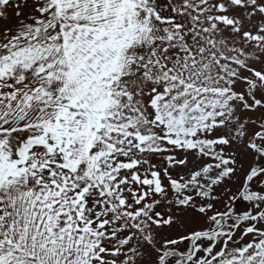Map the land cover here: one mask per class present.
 <instances>
[{
  "label": "snow or ice",
  "instance_id": "obj_1",
  "mask_svg": "<svg viewBox=\"0 0 264 264\" xmlns=\"http://www.w3.org/2000/svg\"><path fill=\"white\" fill-rule=\"evenodd\" d=\"M0 264H264V0H0Z\"/></svg>",
  "mask_w": 264,
  "mask_h": 264
},
{
  "label": "flooded vegetation",
  "instance_id": "obj_2",
  "mask_svg": "<svg viewBox=\"0 0 264 264\" xmlns=\"http://www.w3.org/2000/svg\"><path fill=\"white\" fill-rule=\"evenodd\" d=\"M239 201V204H237L238 206L240 207H243L247 202L245 201H242V200H238ZM242 202V205L240 204Z\"/></svg>",
  "mask_w": 264,
  "mask_h": 264
},
{
  "label": "rangeland",
  "instance_id": "obj_3",
  "mask_svg": "<svg viewBox=\"0 0 264 264\" xmlns=\"http://www.w3.org/2000/svg\"><path fill=\"white\" fill-rule=\"evenodd\" d=\"M236 203L239 204V201H237ZM240 204L242 205V202Z\"/></svg>",
  "mask_w": 264,
  "mask_h": 264
}]
</instances>
